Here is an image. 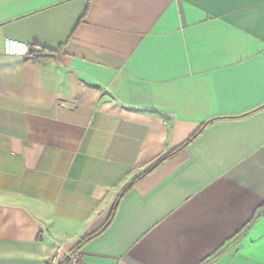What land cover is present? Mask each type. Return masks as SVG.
<instances>
[{
	"label": "crops",
	"instance_id": "0c3cea01",
	"mask_svg": "<svg viewBox=\"0 0 264 264\" xmlns=\"http://www.w3.org/2000/svg\"><path fill=\"white\" fill-rule=\"evenodd\" d=\"M71 249L264 264V0H0V264Z\"/></svg>",
	"mask_w": 264,
	"mask_h": 264
},
{
	"label": "trees",
	"instance_id": "16d2710c",
	"mask_svg": "<svg viewBox=\"0 0 264 264\" xmlns=\"http://www.w3.org/2000/svg\"><path fill=\"white\" fill-rule=\"evenodd\" d=\"M55 51H59V49L57 50H52V49H48V48H44V47H38L36 45L31 44L28 48V51L26 53V56L30 59H38V57H44V56H49V55H53L55 53ZM205 123H202L200 126H198L189 136L188 138L182 142L179 146L165 152L164 154H162L159 158H157V160L150 166H148L146 169H144L143 171H141L140 173H138L137 175H135L129 182H127L123 188L121 189V191L119 192L114 206L111 210V214L109 216L108 222L110 221L111 217L113 216L116 206H117V202L119 200V198L121 197V195L123 194V192H125L135 181H137L138 179H140L142 176H144L149 170H151V168L156 165L157 163H159L161 160L165 159L167 156L171 155L172 153L176 152L177 150H179L180 148H182L186 143H188L189 141H191L193 138H195L203 129ZM108 222H106L105 224H103L99 229H97L96 231L92 232L91 234L85 236L82 241L92 237L93 235L97 234L99 231H101L107 224Z\"/></svg>",
	"mask_w": 264,
	"mask_h": 264
},
{
	"label": "built area",
	"instance_id": "2783aa9c",
	"mask_svg": "<svg viewBox=\"0 0 264 264\" xmlns=\"http://www.w3.org/2000/svg\"><path fill=\"white\" fill-rule=\"evenodd\" d=\"M60 249L58 246L56 251L58 252ZM53 259L59 261V264H83L82 253L78 249L68 250L63 259L59 258L56 253Z\"/></svg>",
	"mask_w": 264,
	"mask_h": 264
}]
</instances>
